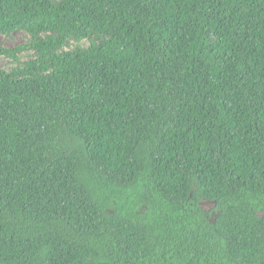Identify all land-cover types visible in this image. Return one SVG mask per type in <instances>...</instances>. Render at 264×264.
I'll return each instance as SVG.
<instances>
[{
	"label": "trees",
	"instance_id": "1",
	"mask_svg": "<svg viewBox=\"0 0 264 264\" xmlns=\"http://www.w3.org/2000/svg\"><path fill=\"white\" fill-rule=\"evenodd\" d=\"M17 31L0 264L264 260V0H0Z\"/></svg>",
	"mask_w": 264,
	"mask_h": 264
},
{
	"label": "rangeland",
	"instance_id": "2",
	"mask_svg": "<svg viewBox=\"0 0 264 264\" xmlns=\"http://www.w3.org/2000/svg\"><path fill=\"white\" fill-rule=\"evenodd\" d=\"M27 36L23 32H14L10 37H0V46L5 49H14L20 45L25 44ZM27 59V56H24ZM0 66L6 69L11 67L9 59L0 58Z\"/></svg>",
	"mask_w": 264,
	"mask_h": 264
},
{
	"label": "water",
	"instance_id": "3",
	"mask_svg": "<svg viewBox=\"0 0 264 264\" xmlns=\"http://www.w3.org/2000/svg\"><path fill=\"white\" fill-rule=\"evenodd\" d=\"M200 206L203 209H206L207 211H210L212 209H214L216 207V203L215 202H202L200 203Z\"/></svg>",
	"mask_w": 264,
	"mask_h": 264
},
{
	"label": "flooded vegetation",
	"instance_id": "4",
	"mask_svg": "<svg viewBox=\"0 0 264 264\" xmlns=\"http://www.w3.org/2000/svg\"><path fill=\"white\" fill-rule=\"evenodd\" d=\"M213 210H214V209L210 210L209 212H210L211 216L215 217V213H214ZM260 264H264V260H263Z\"/></svg>",
	"mask_w": 264,
	"mask_h": 264
}]
</instances>
